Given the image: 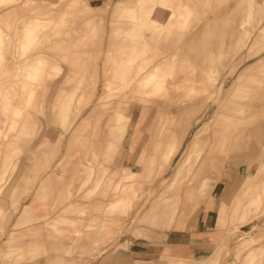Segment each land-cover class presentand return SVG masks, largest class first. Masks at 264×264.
Listing matches in <instances>:
<instances>
[{
    "label": "rangeland",
    "instance_id": "obj_1",
    "mask_svg": "<svg viewBox=\"0 0 264 264\" xmlns=\"http://www.w3.org/2000/svg\"><path fill=\"white\" fill-rule=\"evenodd\" d=\"M107 1L0 0V98L6 91L7 58L17 66L23 59L29 60L24 93L19 86L7 93L10 97L0 100L1 104L10 105L7 118H3L4 106L0 108L3 115L0 139H6V145L0 146L4 148L0 158V198L4 200V209L5 204L9 208L5 215L0 213V264L33 261L35 255L31 252L29 257L23 258V248L18 245L21 235L12 232L7 242L3 235L11 218L16 217L37 184L49 173L55 176L60 196L67 193L65 198H57L52 217L85 215L69 212L63 206L69 202L89 203L94 215L122 217L121 234L130 220L134 225L141 223L155 229L166 227V221L171 223L177 214L193 217L198 209L197 196L208 192V180L223 179L232 186L228 205L221 203L219 207V227L225 230V236L216 245L213 255L196 264H246L247 256L252 253L255 254L249 258L252 264H264V8L256 12L250 22L245 18L244 0H163L162 26L150 28L146 38L148 45L145 43L146 73L148 77L153 74L145 91L139 92L129 83V76L119 73H113L111 86L104 88V57L102 63L99 62L95 99L80 119L86 117L92 107L102 112L97 113L81 139L70 146L69 138L79 119L69 130L65 129L68 131L61 151L48 171L35 173L39 177L34 182L35 174L26 173L32 162L39 163L41 151L48 147L46 136L36 140L44 132L52 140L63 132L62 119L56 115L55 106L61 107L64 100L67 101V94L63 96L62 91L77 79L75 70L81 65L82 50L96 45L90 44L89 37L94 32L85 27L83 19L88 16L89 4L101 6ZM115 2L111 0L103 20V53ZM125 2L140 5V0ZM182 11L187 18L191 17L189 23L177 21L170 29H165ZM33 15L46 17L37 19L25 32L23 20ZM133 23L128 16L120 20L123 28ZM159 63L161 66L154 68ZM61 64L70 68L65 80ZM16 78L14 75L13 79ZM161 81L163 86L160 87L158 82ZM56 82L59 90L54 99ZM121 104L126 106L129 117L124 118L114 109ZM13 107L16 111L12 113ZM124 129H128L126 138L121 134ZM202 132L204 137L196 143ZM135 135L136 150L142 151L136 165L143 164V168L133 174L134 170L122 166L125 146ZM72 153L60 167V159ZM19 160L23 163L16 173L15 164ZM78 163L90 164L93 168L89 183L87 171L82 173L81 167H76ZM111 171L115 172L114 185L105 187L103 183ZM13 173L19 174L14 186L9 182V178L15 176L11 175ZM95 181L98 184L93 186ZM17 185L21 192H29L20 199L15 211L18 195L17 191L12 195V190ZM49 195L34 196L31 204L23 205L20 217H48V205L42 200ZM107 198H110L109 208L103 211L99 208ZM36 201H42L38 207ZM33 204L36 210H32ZM40 208L44 213L36 215ZM48 249L56 254L50 264L53 260L56 264H70L84 254L82 250L71 260H64L63 243L52 244ZM163 262L175 264L168 257H163ZM190 262L181 259L177 264Z\"/></svg>",
    "mask_w": 264,
    "mask_h": 264
},
{
    "label": "crops",
    "instance_id": "obj_2",
    "mask_svg": "<svg viewBox=\"0 0 264 264\" xmlns=\"http://www.w3.org/2000/svg\"><path fill=\"white\" fill-rule=\"evenodd\" d=\"M115 1L112 8V20L108 35L113 26H121L120 20L122 17L128 16L133 22L135 21L133 23L134 25L140 19L138 13H142L139 11L140 8L138 5L127 4L126 6L117 8L116 3L118 0ZM110 2L111 0H108L104 5L95 6L96 13L100 15L102 21V31L100 34V27H98L99 30H97L95 38L90 43L96 45L90 49H84L92 52L101 51V63L108 48L107 35L106 48L103 53L105 35L103 18L108 12ZM244 2L245 18H248L252 22L255 13L263 11L264 0H244ZM190 19L191 17L187 18L186 12L182 11L180 15L169 22L165 29H170L174 22L177 21L187 24ZM62 66L65 72L63 75L65 80L70 72V68L68 65ZM57 82L56 89L52 93L54 99L59 90ZM123 108L127 110L126 106H123ZM143 111L145 112V110ZM68 130L63 129V139L65 132ZM133 142L134 144L132 145ZM135 142L136 135L127 142L122 168H130L134 171L141 172L143 164L142 166H137L136 162L140 158L142 151L139 153L136 150ZM135 167H138L137 170H135ZM44 177L49 178V183L53 191L45 201L42 200L48 205L49 216L20 217L23 205L33 202L36 192L35 188L32 196L21 206L16 217L11 218L3 235L6 242L12 232L21 235L18 242H21L22 245L20 243L18 245L23 248V258L29 257V252H31V255H35L32 262H27L29 264H50L51 257H55L56 254L49 252L48 248L52 244L59 243H63L65 246V251L61 254L64 260H71L74 255L82 250L84 251L81 258H78L70 264H163V257L171 258L175 264L181 259L190 260V264H196L213 255L216 245L221 243L225 236V230L219 227V224H221L219 222V207L221 203L226 206L228 205V201L232 195V186L223 179H216L215 181L208 180V192L205 195L197 196L198 209L193 217H178L177 214L171 223H167L166 221V227L155 229L141 223L134 225L130 220L128 228L121 234L119 227L122 217H119L118 214H112L111 216L102 214L94 215L93 211L90 210L92 204L89 203L84 205L82 203L76 204L69 202L63 206L69 212H81L85 213V215L71 214L70 216L65 215L66 217H52L51 215L55 212L57 198L61 200L67 197V193L65 192L63 196H60L61 194L57 189V183L54 181L55 176L53 174L49 173ZM110 193L113 194V191ZM110 198L103 200L104 206L99 209L103 211L107 210L109 208ZM41 202L36 203V206L38 207ZM79 208H82L83 211H80ZM43 213L44 210L42 208L35 212L36 215H42ZM126 219L128 222L129 217ZM78 231L81 234H78ZM28 247L30 251H27ZM92 255H94V258Z\"/></svg>",
    "mask_w": 264,
    "mask_h": 264
},
{
    "label": "bare ground",
    "instance_id": "obj_3",
    "mask_svg": "<svg viewBox=\"0 0 264 264\" xmlns=\"http://www.w3.org/2000/svg\"><path fill=\"white\" fill-rule=\"evenodd\" d=\"M127 3L125 0H118L116 3V7L120 8L122 6H126ZM96 6V5H95ZM92 4L88 5V16L85 17L84 23L85 27H90L93 29L94 34L90 35L89 40L91 41L92 39L95 38V35L97 34L98 27H100L99 33L101 34V27H102V21L100 18V15L96 13V7ZM129 6V5H128ZM132 7V6H131ZM145 7V8H144ZM139 8L142 13L140 15V19L137 23L132 25L131 27H126L123 28L122 26H113L109 35H108V48L106 50L105 54V60L102 64V74L105 79L104 83V88H109V85L111 86V77L113 73H119V75H126L129 76L128 80H130V84L135 86L139 92L145 91L146 87L148 86L151 76L153 74H150L148 77V72L146 73L147 65L148 62L145 57V52H146V46L148 45L146 38L148 36V31L150 28L155 27L156 29H159L162 26L163 19H164V7H163V0H140V5ZM99 9V8H98ZM129 10V9H128ZM133 12V11H132ZM46 16H39V15H33V16H28L26 19L23 20V30L26 32L31 25L37 20V19H43ZM137 18V17H136ZM104 19V18H103ZM245 20V18H244ZM115 21V20H114ZM135 22V21H134ZM162 22V23H161ZM244 22V21H243ZM242 22V24H243ZM154 25V26H152ZM244 26V25H242ZM264 31V27L262 28ZM90 30V29H89ZM155 30V29H154ZM84 32L86 33V30L84 29ZM248 32V31H247ZM26 35V34H24ZM121 35H124L122 39H119ZM151 37V36H150ZM103 38V37H102ZM151 39V38H150ZM141 40L144 42H141ZM95 41V40H94ZM102 43V42H101ZM147 43V45L145 44ZM140 45H142V48H140ZM235 46V45H234ZM237 46V45H236ZM235 51V49H234ZM82 55H80V61L81 65L78 68V70H75V76H76V81L71 84V86L65 90L62 91L63 96L66 97L64 93L67 94V101L64 100L63 106L58 107L55 106V112L58 118H61V123H63L64 129H68V127L75 122L77 119L78 122L74 129L72 130V133L69 138V146L72 145V143L77 140L81 139L80 137L85 134L86 130L89 129L91 126L92 122L96 119V115L98 112H102V109L98 110L96 107H92L90 111L88 112V115L84 117L83 119H80V116L82 115L83 111L87 109L92 102L95 99L97 88H98V82H99V69H100V59H101V51H90V50H84L81 52ZM80 53V54H81ZM29 60L26 58L23 59L20 63V66L14 65L12 59L7 58V79L5 82L7 83L6 85V91L5 93L3 92L2 95L3 97H10L11 95L8 96L10 92H12L13 89H17L19 86L23 87V93L24 89L27 86V75H29V72L27 70ZM161 63L157 64L154 66V68H159ZM37 67V66H35ZM16 71V73H15ZM78 74V76H77ZM16 76V79H13V76ZM170 81V80H169ZM54 85V83H53ZM158 85L161 87L163 86L162 81L158 82ZM127 88L124 87V91H126ZM8 93V94H7ZM113 95V94H110ZM0 98L1 99H3ZM32 97V96H31ZM105 96H101V99L104 98ZM1 106L5 108L6 112H4V117L2 113H0V117L7 118V109L10 108L9 104H4L0 103V108ZM107 109H109L107 107ZM112 109V108H111ZM116 112L120 115H122L124 118L129 117L128 114L125 112V109L123 108L122 104L119 105L117 108L114 107ZM15 107L12 108V113L14 112ZM16 111V110H15ZM40 110H38L39 112ZM106 112H109L108 110H105ZM114 111V110H113ZM111 111V112H113ZM110 113V112H109ZM32 118V117H31ZM1 119V118H0ZM34 115H33V120H34ZM14 123V122H13ZM12 123V124H13ZM15 124V123H14ZM13 124V125H14ZM241 126V125H240ZM260 126V125H259ZM259 131V127H257ZM1 130V129H0ZM96 131V129H94ZM117 131V130H116ZM1 133V132H0ZM128 133V129H124L121 131V134L123 135L124 138H126ZM46 136L48 147L46 150L44 149L41 151V159L38 162H32L30 164L29 168L26 173H44L45 171H48V169L51 167L52 163L54 160L57 158L59 155L61 148H62V143H63V135L62 133L59 134L55 140H52L48 133L44 132L41 137H39L36 141H40L43 137ZM200 137H197L195 140L196 143L201 142V136H203V132L199 134ZM86 137V136H85ZM204 137V136H203ZM208 140V139H207ZM207 140L205 142H207ZM33 142V140H28V142ZM35 141V142H36ZM0 146H4L6 144V139H0ZM27 143V142H26ZM3 147L0 148V158L2 156L1 152ZM72 154H67L64 155L58 165L62 167L64 161L66 159H69ZM9 158V154L7 156ZM32 157V155H31ZM6 160V162H9L10 159ZM35 160V159H34ZM23 160H19L16 164V173L18 171V167L23 163ZM6 162H4L6 164ZM4 163L2 165H4ZM9 164V163H8ZM79 164L76 167H81V172H85L86 177H87V183L90 182L91 180V175H93V171H91L93 168L90 167V164L83 165ZM1 166V165H0ZM25 167V165H24ZM23 167V168H24ZM40 169V170H39ZM41 171V172H40ZM112 173L109 174V177L104 181L103 185L105 187L108 186H113L114 185V177L113 174H115L114 171H111ZM133 174H136V171L132 172ZM264 173V171H263ZM38 174L34 175V180L33 182L39 177ZM15 175L13 179L9 178V182L11 181V184L14 186L15 183L17 184V179L18 175L16 174H11ZM24 177V174L23 176ZM264 178V177H263ZM42 180V178H41ZM40 180V181H41ZM264 182V180H263ZM98 184V182H94L93 186ZM15 189L12 190V195L13 192L17 191L16 196L18 197L16 202H14V210L16 211L18 209V204L20 199L26 195V193L29 192V190L22 191L18 190L21 189L18 187H14ZM18 188V189H17ZM52 191V187L50 186L49 183V178L44 177V179L39 182V185L36 189L35 196L40 197L44 194H50ZM4 200L0 198V213L3 212L5 215L8 213L9 208L6 207L5 204V209H4ZM35 203H38L37 201ZM9 206V205H8ZM35 209V204L32 205V210ZM11 211V210H10ZM27 209L25 213H27ZM255 256V254L248 255L246 258L245 263L246 264H252L251 261L249 260L252 259ZM52 264H56V261L52 262Z\"/></svg>",
    "mask_w": 264,
    "mask_h": 264
}]
</instances>
